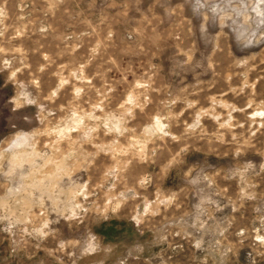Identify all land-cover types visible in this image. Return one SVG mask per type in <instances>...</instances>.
<instances>
[{
  "label": "rangeland",
  "instance_id": "1",
  "mask_svg": "<svg viewBox=\"0 0 264 264\" xmlns=\"http://www.w3.org/2000/svg\"><path fill=\"white\" fill-rule=\"evenodd\" d=\"M0 264H264V0H0Z\"/></svg>",
  "mask_w": 264,
  "mask_h": 264
}]
</instances>
